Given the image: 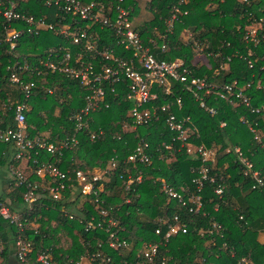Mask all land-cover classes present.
<instances>
[{"label": "trees", "instance_id": "trees-1", "mask_svg": "<svg viewBox=\"0 0 264 264\" xmlns=\"http://www.w3.org/2000/svg\"><path fill=\"white\" fill-rule=\"evenodd\" d=\"M125 5L132 7V18L142 7L149 14L134 27L142 43L157 58L179 59L181 66L189 70V76L205 77L218 85L236 81L243 87L252 82L244 88L251 105L264 102V88L256 85L259 80L264 81V0H125ZM175 6L186 13L178 15L181 22L175 20L170 28L168 20ZM17 7L26 15H45L48 21H53L55 6L43 0H18ZM79 24L93 34L98 32L100 39L95 42L96 47L132 59V52L118 45L111 32L96 25L89 26L83 20ZM14 25L22 29L31 26L24 21ZM250 27L257 28V42L245 38ZM186 29L199 42L206 63L196 59L195 55L201 54L184 38ZM59 47L78 48L54 31L41 28L35 34L24 32L16 48L10 50L0 17V128L16 127L14 107L24 102L19 85L8 79V65L17 59L37 66L41 65L40 60H58L62 55ZM85 56L89 59L91 52ZM221 63L223 67L219 68ZM21 76L37 84L25 102L26 136L57 144L74 136L76 143H69L60 153L34 146L24 157L15 159V142L0 139V206L17 214L20 223L0 214V258L4 262L12 255L15 258V240L21 235L31 242L32 259L37 252L48 250L51 259L59 263L87 258L83 264H141L140 251L148 241L160 238L155 233L160 226L159 218L171 219L178 215L187 230L171 236L159 246L153 260L144 264H236L242 256H248L253 264H264V240H260V234L264 233V186L252 187L255 180L251 171L233 151V147L238 146L251 162L252 170L258 171L264 180L262 113L250 112L240 101L231 105L206 95L207 106L216 109L211 115L200 106L187 83L172 80L169 94H164L160 87L153 89L157 93L153 103L167 102V110L160 111L158 120L132 128L129 114L132 101L127 95L129 81L123 77L111 85L103 83L104 101L108 106L101 105L90 111L86 116L87 127L77 131L71 115L85 105L87 92L78 80L57 71L42 75L26 71ZM177 98L181 100L180 107L176 104ZM168 113L177 118L189 117V126L195 130L189 138L179 139L177 132L167 127ZM220 121H225V125L220 126ZM250 124L255 126L261 140L254 138ZM141 140L149 145L148 164L128 161L129 154ZM187 141L214 152L203 161L200 155L186 151L184 143ZM112 161L115 166L110 169L109 179L102 178L95 184L96 193L79 191L76 170L92 177ZM42 163L56 165L71 176L70 180H64L66 187L59 199H53L49 190L58 182L57 178L32 172ZM202 165L208 168L214 180L203 179L198 187L196 179ZM14 170H21L27 180L17 184ZM128 176L133 177L134 182L124 189ZM27 182H31L30 187ZM162 183L180 192L185 204L168 195ZM220 183L223 190L217 193ZM32 184L36 186L33 188ZM118 186L122 189L120 192L118 188L107 192ZM28 188L36 195L30 204L23 198ZM196 196L201 203L197 212L194 211ZM102 209L107 211V217L117 220L113 229L121 227L119 237L126 240V245L109 246L110 235L103 229L84 230L83 221L91 216L99 217ZM230 249L234 250L233 255Z\"/></svg>", "mask_w": 264, "mask_h": 264}, {"label": "built area", "instance_id": "built-area-1", "mask_svg": "<svg viewBox=\"0 0 264 264\" xmlns=\"http://www.w3.org/2000/svg\"><path fill=\"white\" fill-rule=\"evenodd\" d=\"M47 5L55 6V12L52 15L53 21H48L45 15L36 17L34 15H26L18 10V0H0V17L3 19L4 39L10 50H14L17 46L18 39L24 32L28 34L38 33L41 28H47L57 35L62 36L65 41L69 40L71 44L77 45V49L66 47L62 51V55L58 60L44 59L40 60L39 66L29 62H20L15 60L12 65H8V79L10 82L19 85L24 94V102H19L14 107L13 119L16 127L0 128V139L3 141H14L17 146L15 159H21L26 152L34 146L45 148L47 151L54 153L63 147L76 143V138L73 136L71 140L65 139L57 143H48L42 138H28L25 134L26 123L25 102L30 98L34 88L37 87L34 81H26L22 78L21 73L26 71L35 72L36 75H42L48 72H62L71 78H74L83 85L87 92L85 94V105L80 108L76 113L71 115V118L76 122V130L81 127H87L86 116L90 111L98 109L101 105L105 107L108 103L104 101L105 88L104 82L113 84L122 80L123 77L127 78V95L132 101V106L129 109V114L132 121V128L136 126H144L150 124L152 121L159 119L161 110H167L169 104H154L153 100L156 99L157 93L154 87L163 89L164 94L171 93V81L179 80L187 83V88L192 91L193 96L198 100L201 107H204L211 115L216 113V109L209 107L206 104L205 96L213 95L227 101L231 105L236 104L238 101L248 106L252 113H262L264 115V102L259 105L252 106L250 103V96L245 93L244 88L249 87L252 82H248L246 86L240 87L236 81L231 83H224L218 85L213 82H208L205 77L189 76V70L185 66H181L182 62L178 60L168 61L163 58H157L148 47H146L141 39L138 31L135 29L132 21V7L125 5V0H90L82 2L81 0H43ZM186 11H181L178 6L172 10L171 16L168 20V26L172 28L173 22L177 20L181 22L178 17L180 14H185ZM85 21L87 25H96L102 30H107L115 37V42L126 50L132 52V59L127 60L121 58L110 49H101L96 47L95 42L100 39L98 32L88 31L87 27L79 24L80 21ZM24 21L26 24L31 25L26 29L15 26V22ZM187 31V30H185ZM184 31V32H185ZM257 28L250 27L245 33L246 40L257 42L256 38ZM264 38V35H262ZM186 39L191 43L195 52L200 54L202 48L199 42L193 37L191 32H187ZM91 52V59L85 56V53ZM58 56V53L55 54ZM99 58V59H97ZM229 60V58H228ZM251 65V64H250ZM42 66V67H41ZM222 63L219 68H222ZM263 68V67H262ZM19 70H22L19 73ZM23 75V74H22ZM257 87L264 88V81L259 80L256 83ZM113 91V87L111 88ZM176 104L180 107V98L176 99ZM243 122L247 120L243 117L240 118ZM167 127L177 132V138L187 139L195 131L189 126V117L177 118L173 113H168L165 118ZM188 124V125H187ZM225 121H220V126H224ZM249 129L254 134V138L261 140V136L256 132L254 125H249ZM148 142L141 140L136 144L133 151L128 156V161L135 163L141 162L148 164L150 162V155L147 152ZM186 151L191 155H200L202 160L205 161L213 154V150L204 147L203 145H195L187 141L184 143ZM169 146L166 145V148ZM229 151V149H227ZM233 151L237 154L239 159L245 164L246 168L251 171L255 186H264V180L259 175L258 171L252 170V164L242 154L238 146L233 147ZM29 157V156H28ZM115 166V161H112L109 166L101 169L97 174L88 177L81 170L75 171L77 181V188L81 193L89 194L96 193L95 184L102 181L105 175L110 174V169ZM18 177L17 184L27 180V177L21 170L13 171ZM38 176L46 174L57 178L58 182L49 187L53 199H59L61 192L65 189L66 179L70 180L71 176H67L64 171L60 170L56 165L51 163H42L32 170ZM200 176L196 179L198 187H201L202 180H214V176L210 175L208 168L202 165L199 171ZM140 179V173L136 177ZM134 182V178L128 176L125 181L124 189H128ZM27 186H31V182H27ZM33 188L36 184H32ZM72 184L71 187H73ZM162 189L171 197L177 198L183 204L186 200L182 194L165 183L161 185ZM223 184H219L216 188L217 193H221ZM24 200L30 204L35 200L36 195L33 190L28 188L23 195ZM200 197H195L196 208L198 211L200 207ZM0 214L4 218H9L17 222V214H11L8 207L1 205ZM99 217L91 216L84 220V230L90 231L94 228L103 229L110 235L109 246L126 245V240L119 237V230L113 229L117 225V220L107 217V211L102 209L99 212ZM72 217V216H70ZM81 221V220H80ZM158 222L160 226L155 229V233L160 235L158 240H150L146 243L145 249L140 251L143 259L140 262L151 261L156 256L159 246L165 244L169 238L179 231L185 232L187 225L181 222L178 215H174L171 219H161ZM20 224L19 222H17ZM162 226L165 231L162 232ZM222 236V233L219 234ZM226 247V244L223 243ZM15 259L17 264H83L87 258L79 260H69L67 263H59L53 261L50 257L48 250L39 251L31 258V242L29 239L23 238L18 235L15 240ZM231 255L234 250L230 249ZM139 254V255H140ZM92 257L88 258L91 261ZM236 264H253L248 256L238 258Z\"/></svg>", "mask_w": 264, "mask_h": 264}, {"label": "rangeland", "instance_id": "rangeland-1", "mask_svg": "<svg viewBox=\"0 0 264 264\" xmlns=\"http://www.w3.org/2000/svg\"><path fill=\"white\" fill-rule=\"evenodd\" d=\"M147 17H149V14H147V12L145 13L144 10L140 13L138 12V14L136 16H134V18L132 19L133 21V25H138L139 23H141L142 21H144ZM187 30V29H186ZM187 32H190L189 30L183 32V36L184 38L187 37ZM201 55H195L196 56V59H198V61H200V63L204 64L206 63V57L202 54V52L200 53ZM205 57V58H204ZM109 176V175H108ZM107 175L104 176V180H108L109 177ZM100 186H103V183L100 184ZM118 188L117 191L120 192V190H122L119 186L116 187V188H112V189H109L107 190L108 193H111V192H114L116 189ZM124 188V187H122ZM81 200H83V197H81ZM72 210H75L74 208Z\"/></svg>", "mask_w": 264, "mask_h": 264}, {"label": "crops", "instance_id": "crops-1", "mask_svg": "<svg viewBox=\"0 0 264 264\" xmlns=\"http://www.w3.org/2000/svg\"><path fill=\"white\" fill-rule=\"evenodd\" d=\"M144 10V8L142 7L139 12L141 13ZM145 12V10H144ZM0 189H1V185H0ZM260 240H264V233L260 234ZM0 264H17V261L15 260V258L13 257V255L10 257V259L8 260V262H4L2 260V258H0Z\"/></svg>", "mask_w": 264, "mask_h": 264}]
</instances>
